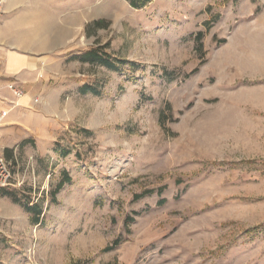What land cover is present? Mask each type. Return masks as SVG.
Wrapping results in <instances>:
<instances>
[{
  "label": "rangeland",
  "instance_id": "374dc122",
  "mask_svg": "<svg viewBox=\"0 0 264 264\" xmlns=\"http://www.w3.org/2000/svg\"><path fill=\"white\" fill-rule=\"evenodd\" d=\"M33 3L0 264H264V0Z\"/></svg>",
  "mask_w": 264,
  "mask_h": 264
},
{
  "label": "crops",
  "instance_id": "0c3cea01",
  "mask_svg": "<svg viewBox=\"0 0 264 264\" xmlns=\"http://www.w3.org/2000/svg\"><path fill=\"white\" fill-rule=\"evenodd\" d=\"M48 1L49 4L59 2V0ZM31 3L34 4L33 0H6L5 12L6 14H9L20 5ZM10 22V19H4L1 23L2 25L0 24V49H4V46H8L13 42L12 39L14 38V33L10 30ZM15 24L17 27L19 26L18 22ZM3 51L4 50H2V52ZM4 56L5 57L3 59H7V63L4 67L0 68V73L15 74L21 72L28 65H30L31 68H35L38 64L36 63L35 65V59L29 60L25 55L14 51H8ZM0 84L4 88V95L9 100H11L13 97L11 93L5 89V84L1 81ZM34 92L35 91H31L28 92V94L26 92V95L23 97V99L18 102L19 106H25L28 104L31 101L30 97L34 95ZM21 102L23 104H21ZM0 110H10L7 118L4 121L3 127L0 128V144L3 149L12 150L18 145V142L26 139L29 134L38 133L37 129H34L32 126V123L35 119H39L41 121V116H38L35 113L20 107L18 109H10L7 103L0 104ZM40 126L42 125L40 124Z\"/></svg>",
  "mask_w": 264,
  "mask_h": 264
},
{
  "label": "built area",
  "instance_id": "2783aa9c",
  "mask_svg": "<svg viewBox=\"0 0 264 264\" xmlns=\"http://www.w3.org/2000/svg\"><path fill=\"white\" fill-rule=\"evenodd\" d=\"M5 6L6 0H0V24L3 22L6 14ZM1 78L2 75L0 74V81ZM5 89L11 93L13 98L9 100L4 95V88L0 84V104L7 103L10 109L17 108L19 106L18 102L26 95L24 89L16 81H9L7 84H5ZM9 112L10 110H0V128L3 127L4 121L7 118ZM16 177L17 175L13 171L9 161L4 155L3 148L0 145V187L7 188L16 186Z\"/></svg>",
  "mask_w": 264,
  "mask_h": 264
},
{
  "label": "trees",
  "instance_id": "16d2710c",
  "mask_svg": "<svg viewBox=\"0 0 264 264\" xmlns=\"http://www.w3.org/2000/svg\"><path fill=\"white\" fill-rule=\"evenodd\" d=\"M151 0H130L131 6L137 9H141L145 7L148 3H150ZM82 59L84 61H92V62H101L107 66H111L110 60L109 59H103V57L97 52V51H90L85 53L82 56ZM62 185V184H61ZM59 185V186H61ZM30 210H36V209H30ZM39 215V214H38ZM39 217H37V221ZM118 244V243H116ZM110 250V248H108Z\"/></svg>",
  "mask_w": 264,
  "mask_h": 264
}]
</instances>
